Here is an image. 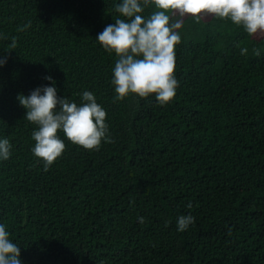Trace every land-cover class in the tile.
Masks as SVG:
<instances>
[{"label":"trees","instance_id":"16d2710c","mask_svg":"<svg viewBox=\"0 0 264 264\" xmlns=\"http://www.w3.org/2000/svg\"><path fill=\"white\" fill-rule=\"evenodd\" d=\"M122 2L0 0V139L12 145L0 160V224L22 264H264V33L186 17L175 98L121 101L117 57L96 37ZM46 76L78 105L93 93L113 141L89 151L60 131L65 151L48 171L17 100L51 86ZM189 214L194 224L178 231Z\"/></svg>","mask_w":264,"mask_h":264},{"label":"clouds","instance_id":"9594fccd","mask_svg":"<svg viewBox=\"0 0 264 264\" xmlns=\"http://www.w3.org/2000/svg\"><path fill=\"white\" fill-rule=\"evenodd\" d=\"M152 5L157 11L144 18V10ZM114 11L122 18L108 24L96 40L106 52L117 57L112 84L116 99L121 101L129 94L145 100L154 95L160 106H167L175 98L179 87L174 75L175 47L181 42L177 30L186 17L194 18L197 23L209 17L230 20L242 26L250 37L264 33V0H123L114 5ZM30 27L29 22L17 30ZM16 46L13 37L9 47ZM252 51L256 56L261 54L257 48ZM247 52V48L241 49V55ZM6 63L7 56L0 57V67ZM45 79L51 86L38 87L28 96H17L18 103L26 109L25 119L38 127L32 133L35 141L32 152L44 162V171L65 151V143L58 136L60 131L72 144L89 151H99L102 141L113 142L105 122L107 113L93 93L83 92L82 103L78 105L58 96L51 76ZM11 154L9 140L0 139V160L7 161ZM139 222L144 223V218L140 217ZM194 222L192 215H180L177 230L184 232ZM20 257V247L9 239V232L0 224V264H22Z\"/></svg>","mask_w":264,"mask_h":264}]
</instances>
